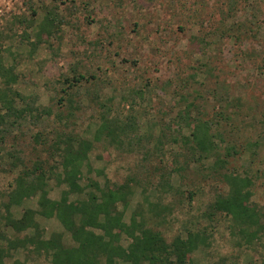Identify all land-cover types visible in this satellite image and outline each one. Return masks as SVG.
<instances>
[{
  "label": "rangeland",
  "instance_id": "obj_1",
  "mask_svg": "<svg viewBox=\"0 0 264 264\" xmlns=\"http://www.w3.org/2000/svg\"><path fill=\"white\" fill-rule=\"evenodd\" d=\"M51 9L61 21L59 28L50 37L37 39V27ZM33 10L35 23L26 28L20 21L29 19ZM0 37L4 64L17 78L11 88L23 97H13L15 107L28 106L33 112L27 117L35 116L6 140L8 149L12 146L21 152L28 167L38 160L54 163L46 149L57 133L71 132L92 141L102 105L112 96L116 99L110 117H136L139 134L146 131L147 121H167L175 115L180 94L205 113L217 115L221 145L234 149L227 156L222 148L219 166L210 160L187 165V160L175 156L183 150L169 145L159 159L145 153L144 141L140 148L123 150L94 142L81 167L83 190L70 194L68 200L87 199L92 192L99 195L92 182L104 189L132 178L138 184L134 194L126 207L118 204L126 224L133 216L143 219L168 243L188 230H207L209 245L194 253L195 264L222 259L225 264H264V238L238 247L240 240L224 214L212 221L204 217L216 196L228 190L225 173L250 179V205L264 212V0H0ZM72 85H77L72 90L78 93L73 97L76 103L66 101V90ZM226 90L230 99L239 95L244 100L236 117L227 114L233 109L225 112L220 107ZM91 95L98 96L96 106L87 101ZM36 133L47 137L48 144L32 140L30 135ZM173 160L183 167L181 172H172ZM13 178L14 174L0 175L1 203ZM166 182L182 196L164 189ZM47 189L48 198L59 201L67 188L51 181ZM37 201L38 196L25 200L14 209L15 215L19 217L27 208L38 211ZM149 203L172 205L171 211H154ZM35 219L45 239L61 234L65 245L74 244L56 218L37 214ZM127 243L122 238L121 244ZM4 264H50V260L19 249L10 252Z\"/></svg>",
  "mask_w": 264,
  "mask_h": 264
},
{
  "label": "trees",
  "instance_id": "obj_2",
  "mask_svg": "<svg viewBox=\"0 0 264 264\" xmlns=\"http://www.w3.org/2000/svg\"><path fill=\"white\" fill-rule=\"evenodd\" d=\"M32 12V18H23L24 20L20 21L22 24L26 23V28L35 23L33 17L36 11ZM60 23L54 10L46 12L37 27V39H40L42 35H49V37L53 35ZM78 78L84 77L79 75ZM16 80L13 70L5 66L0 51V175L14 174L13 181L2 196L4 197L2 203L0 202V240L5 242L0 245V264H4V259L10 252L19 249L33 251L39 256L45 255L50 260V264H195L194 253L209 245L211 234L207 230H188L184 235L177 236L168 243L159 232L147 228L142 218L141 221H137L133 216L129 225L122 221L123 213L118 211V204L127 206L129 198L134 194L133 187L138 185L136 180L131 178L123 185H113V188L107 185L104 189L92 182L91 186L99 192V195L92 192L88 194L87 199L76 201L68 199L70 194L80 193L83 190L79 184L81 167L88 159V153L94 142L104 141L108 146L116 147L118 150H123L125 147L134 149L136 146L140 148L143 141L149 148V144L153 143V147L146 148L145 153L152 152L159 159L163 158L164 148L169 145L178 148V151H184L177 152L175 156L183 157L187 160V165L190 161L192 163L210 160L214 167L219 166L223 163L220 159L222 148H225L227 156L234 149L232 146L221 145L223 134L216 127L218 126L217 115L205 113L194 100L180 94L175 115L170 116L167 121L163 119L159 122L147 121L146 131L139 134L136 117H133L134 119L110 117L111 111L115 109L113 102L116 99L112 96L107 104L102 105L100 122L97 124L92 141L79 134L62 132L57 133L48 144V139L43 137V134H31V139L36 143L48 144L49 148L46 152L54 163L50 165L47 161L38 160L32 167H28L21 158V152H16L12 146L8 149L6 144L8 136L14 130L20 131L27 125L29 119L35 118V116L27 117L33 112L28 111V106L25 109L15 107L13 97L23 98L11 88L10 83ZM76 86H69L66 90L68 93L66 101L69 103H76L73 97H76L78 93L72 94ZM228 95L227 90L224 91L220 97V107L225 112H227L226 109H233L227 114L236 117L238 109L241 110L244 106V100L239 95L232 96L231 99ZM97 97L95 95L87 97L90 99L87 101L96 106ZM120 99L124 101L125 97ZM248 109L252 110L249 106ZM43 114L44 117L49 115L46 112ZM220 115L230 119L224 113ZM58 119L61 121L60 118ZM262 121L264 123V120ZM156 127H158L157 132ZM20 136L22 135L18 134V137ZM170 166L175 173L183 170V167L178 166L174 160L170 162ZM223 179L228 185V190L225 194L216 196L213 203L209 205V211L204 213V217L212 221L215 215L224 214L231 222V231H234L235 236L240 240L238 247L241 243L246 245L260 243L264 238V221L262 220L264 212H261L256 205H250L251 180L227 173L223 175ZM51 181L67 188L62 191L59 201L48 198L47 188ZM165 184L163 188L172 189L173 196H182L180 190L171 188L168 182ZM142 193L145 201L148 202L145 187ZM35 196H38L39 210L27 208L19 217L16 216L14 209L21 207L25 200ZM149 206L152 210L161 213L170 212L172 207V205L170 208L160 206L159 203H149ZM37 214L44 218H56L64 230L70 234L74 244L65 245L61 234H52L45 239L43 230L35 219ZM2 230L8 231L9 236L3 235ZM20 235L23 236L20 237ZM122 238L128 240L126 246L121 244ZM212 264L225 263L222 259Z\"/></svg>",
  "mask_w": 264,
  "mask_h": 264
}]
</instances>
